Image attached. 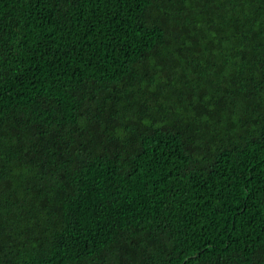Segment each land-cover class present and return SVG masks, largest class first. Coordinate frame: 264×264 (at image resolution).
Masks as SVG:
<instances>
[{"label": "trees", "instance_id": "obj_1", "mask_svg": "<svg viewBox=\"0 0 264 264\" xmlns=\"http://www.w3.org/2000/svg\"><path fill=\"white\" fill-rule=\"evenodd\" d=\"M0 264H264V0H0Z\"/></svg>", "mask_w": 264, "mask_h": 264}]
</instances>
